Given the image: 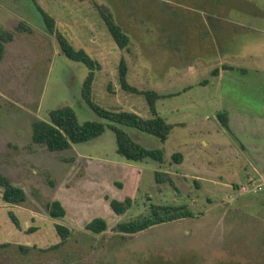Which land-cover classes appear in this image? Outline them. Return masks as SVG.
Wrapping results in <instances>:
<instances>
[{"label":"rangeland","instance_id":"obj_1","mask_svg":"<svg viewBox=\"0 0 264 264\" xmlns=\"http://www.w3.org/2000/svg\"><path fill=\"white\" fill-rule=\"evenodd\" d=\"M95 1L108 5L131 37L127 50L118 47L93 0H37L55 19L54 32L34 0H0V25L15 33L0 62V172L28 196L22 205L8 204L0 187V264H264V0ZM21 22L32 32L18 31ZM59 33L100 62L93 88L98 105L152 117L146 97L119 84L123 56L132 85L177 93L157 101L169 122H185L166 142L127 127L166 156L164 163H140L139 191L124 215L105 202L104 191L123 200L134 187L129 181H121L125 189L113 186L119 177L108 162L126 159L111 129L64 151L32 141V124L60 106L73 107L82 121H104L82 95L89 68L64 55ZM216 68L223 74L215 75ZM221 111L237 113L233 134L220 122ZM177 152L186 154L181 163L173 160ZM158 170L175 172L177 187L158 183ZM58 198L68 201L66 218L49 215L47 204ZM151 204L185 206L194 217L133 235L113 230L150 214ZM84 207L91 213L78 223ZM101 216L107 231L86 228ZM56 223L73 228L59 247Z\"/></svg>","mask_w":264,"mask_h":264},{"label":"trees","instance_id":"obj_2","mask_svg":"<svg viewBox=\"0 0 264 264\" xmlns=\"http://www.w3.org/2000/svg\"><path fill=\"white\" fill-rule=\"evenodd\" d=\"M86 1V0H80ZM39 11L43 15L47 29L54 32L55 19L48 14L34 0ZM93 5L101 15L107 28L109 29L114 41L122 50H127L131 43V37L115 19L111 8L105 3L93 0ZM18 31L32 32L29 24L21 22ZM62 52L68 58L83 63L89 68V74L83 81L82 95L87 104L104 120H86L82 121L79 118L77 111L69 106H60L52 109L48 114V119L36 120L32 124V141L35 144L44 145L50 151H64L71 149L74 144L85 143L97 139L103 135L107 129H111L116 135L117 152L126 160L131 162H143L147 159H153L160 163L165 162L166 152L164 149H151L137 141L127 127H133L140 131L152 134L160 138L162 142H166L178 126L176 123L169 122L167 117L160 115L157 110V101L168 95H177V93L160 94L154 90H141L132 85L128 81L129 65L125 56L119 62V84L128 91L146 97L152 117H143L139 113L130 110L118 109L110 110L98 105L93 99L94 81L96 71L102 68L99 61L93 59L84 48H77L63 34L57 35ZM15 38L14 31L5 29L0 25V62L6 55L7 44ZM220 69L214 70L215 75H219ZM218 118L222 125L233 134L230 126V114L228 111L218 113ZM173 160L181 163L183 153L177 152L173 154ZM156 180L158 183H170L176 186V182L171 173L166 171H156ZM52 186L54 182L50 181ZM0 187L3 189L2 199L5 203L12 205H22L28 200L25 189L17 184L5 173L0 172ZM106 200H109L110 207L117 215L126 214L134 206V198L127 196L124 200L111 198L108 194L105 195ZM49 215L52 218H63L67 214V209L63 203L58 200H52L47 204ZM10 217L16 224L18 229L22 228L18 216L14 212H10ZM194 217V212L185 206L151 204V213L128 221H120L113 228L114 231L122 235H133L149 228L172 222L178 219ZM55 228L60 235L62 241L56 247L65 243L73 234V228L56 223ZM86 228L94 233H103L108 230L109 223L104 217H95L86 224Z\"/></svg>","mask_w":264,"mask_h":264},{"label":"crops","instance_id":"obj_3","mask_svg":"<svg viewBox=\"0 0 264 264\" xmlns=\"http://www.w3.org/2000/svg\"><path fill=\"white\" fill-rule=\"evenodd\" d=\"M232 67V66H231ZM226 69V71L227 70H229V68H225ZM219 76L220 75H222L223 74V72L220 70L219 71ZM229 112V114H230V126H231V129H232V131L234 130L233 129V127H234V124L235 123H237V121H238V115H236L237 117H234L233 116V114H237V113H231L230 111H228ZM210 119V118H209ZM174 123H176V124H178V126H181V125H185V122H174ZM143 144V143H142ZM186 154H184L183 153V160H182V162L186 159V156H185ZM91 161V160H90ZM89 160H88V162H90ZM144 162V161H143ZM103 163V162H102ZM98 164L101 168H104V169H106V167H107V165H105V164ZM108 163H111V165L113 164L114 165V167H115V171L117 172L116 174V176H118L119 178H121L120 180H119V178H117V177H113V179H112V183L114 184H112L113 186H115V184H121L122 185V188H126L125 187V184L124 183H122L121 181H126V182H131V183H133V185H134V187L132 188V192H131V194H129L128 196H131V197H134V195L136 194V190L137 191H139V186H140V183H141V178H142V172H143V165L142 164H140V163H142V162H131V161H126V160H124V161H118L117 163H114V162H108ZM110 165V164H109ZM90 167H91V164H88L87 165V167H86V171H89V169H90ZM166 172H169V173H171L172 175L173 174H175V172H173V171H166ZM15 183V182H14ZM112 185H111V187H112ZM65 187L66 188H69V185L68 184H65ZM100 190H103V189H100ZM104 193H105V195H109L111 198H113L112 196H111V194L110 193H108L107 191H104ZM81 195V194H80ZM127 197V196H126ZM125 197V198H126ZM124 198V199H125ZM123 199V200H124ZM58 200H60L62 203H63V205L65 206V208L67 209V214H66V216L65 217H63V218H66L68 215H69V212H70V210H69V208L67 207L68 205H67V203H68V201L67 200H65V199H63V198H58ZM106 200V199H105ZM119 200H121V199H119ZM106 202V204H107V206H109V208H110V210L112 211V208L110 207V203H109V200H106L105 201ZM88 209V210H87ZM108 209V208H107ZM89 211V213H91V211H90V209L89 208H86V207H84V209L81 211V212H79L78 214L79 215H77L75 218H76V221L79 223L81 220H82V217H83V214H84V212L85 211ZM102 217V216H101ZM77 223V224H78ZM75 227H78V226H75Z\"/></svg>","mask_w":264,"mask_h":264}]
</instances>
